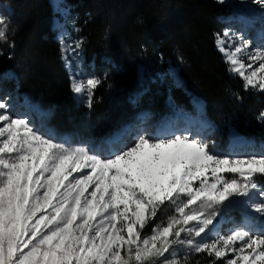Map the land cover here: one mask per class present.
<instances>
[{"label": "rangeland", "instance_id": "374dc122", "mask_svg": "<svg viewBox=\"0 0 264 264\" xmlns=\"http://www.w3.org/2000/svg\"><path fill=\"white\" fill-rule=\"evenodd\" d=\"M218 1L232 14L217 46L247 88L263 91L264 0ZM50 2L74 96L89 106L99 78L85 68L78 21L62 0ZM11 15L0 4V38ZM178 112L166 120L171 136L127 125V139L94 148L53 137L49 112L27 96L0 97V264H175L199 252L264 264V170L238 171L264 164V143L240 139L212 152L208 120L183 111L197 118L187 129Z\"/></svg>", "mask_w": 264, "mask_h": 264}, {"label": "trees", "instance_id": "16d2710c", "mask_svg": "<svg viewBox=\"0 0 264 264\" xmlns=\"http://www.w3.org/2000/svg\"><path fill=\"white\" fill-rule=\"evenodd\" d=\"M76 17L84 65L99 78L89 106L74 96L50 0H0L12 15L0 38V93L28 96L49 112L45 125L67 144H97L129 124L155 125L205 103L207 143L227 153L231 139L264 142V90L247 88L217 46L230 9L218 0H62ZM229 15V16H230ZM172 68L177 71L172 74ZM180 77V85L176 77ZM147 113L140 122L138 114ZM146 124V125H144ZM129 132V131H128ZM128 132L124 139L128 138ZM264 186V179L258 180ZM158 214V213H157ZM149 221L156 225L158 215ZM175 264H227L206 252Z\"/></svg>", "mask_w": 264, "mask_h": 264}, {"label": "bare ground", "instance_id": "6f19581e", "mask_svg": "<svg viewBox=\"0 0 264 264\" xmlns=\"http://www.w3.org/2000/svg\"><path fill=\"white\" fill-rule=\"evenodd\" d=\"M242 14L245 16V15H250V16H255L256 13L255 11L251 8V7H244L242 9ZM252 19V17H250ZM199 105H197V107L199 108V112L201 113L204 106H205V103L202 102L201 104L200 103H197ZM37 110H39L40 112H43L42 109H39L37 106H36ZM139 115V114H138ZM186 117V120L188 122H192L194 121V118L193 117H190V116H185ZM202 124L205 125V128L208 126V123L207 122H204L201 121ZM114 139V138H113ZM112 140V139H111ZM264 170V164L262 163H253V164H249V165H244L242 166L240 169H238V171L241 173V174H250V173H254V172H262Z\"/></svg>", "mask_w": 264, "mask_h": 264}, {"label": "water", "instance_id": "95a60500", "mask_svg": "<svg viewBox=\"0 0 264 264\" xmlns=\"http://www.w3.org/2000/svg\"><path fill=\"white\" fill-rule=\"evenodd\" d=\"M183 81L181 80V83H182Z\"/></svg>", "mask_w": 264, "mask_h": 264}]
</instances>
